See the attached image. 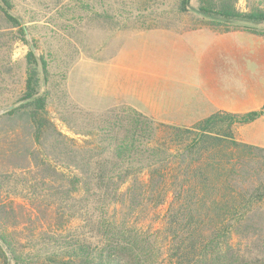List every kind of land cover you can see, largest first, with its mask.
<instances>
[{
    "label": "trees",
    "instance_id": "16d2710c",
    "mask_svg": "<svg viewBox=\"0 0 264 264\" xmlns=\"http://www.w3.org/2000/svg\"><path fill=\"white\" fill-rule=\"evenodd\" d=\"M177 1L178 12L190 9V0ZM239 1L197 0L193 11L216 33L264 24V0H244L243 10ZM13 10L0 0L1 23L14 35L8 49L27 47L22 65L0 68V83L9 78V109L0 115V264H264V149L236 135L264 116V105L218 111L189 127L129 110L130 118L98 128L96 145H78L48 116V64ZM156 28L170 29L144 30ZM6 190L11 197H2Z\"/></svg>",
    "mask_w": 264,
    "mask_h": 264
},
{
    "label": "rangeland",
    "instance_id": "374dc122",
    "mask_svg": "<svg viewBox=\"0 0 264 264\" xmlns=\"http://www.w3.org/2000/svg\"><path fill=\"white\" fill-rule=\"evenodd\" d=\"M13 14L27 30L26 39L35 38L37 56L43 55L48 64L47 82L42 89L47 98L48 116L64 136L77 141L97 144L98 128L106 120L131 117L127 104L135 100V92L146 93L155 99L175 102L179 93L193 82L198 51L212 48L211 39L196 37L193 56L173 45L176 37H169V51L163 57L159 38L147 37L122 39L129 31L147 27L172 29L194 28L204 23L193 9L197 0H190L186 13L177 11V0H11ZM244 9V0L238 3ZM246 27L264 30V24L239 23L237 30ZM0 20V68L8 70L11 64L22 65L27 47L14 44L13 38ZM146 38V40H145ZM124 40V41H123ZM148 40L154 51L147 55L138 51ZM187 40V39H185ZM11 52V53H10ZM9 55L11 58L9 59ZM165 64L162 66L161 58ZM152 61V78L148 74L136 75V64L145 68V61ZM133 66H132V64ZM164 67V69L162 67ZM163 69V76L158 71ZM140 71V70H137ZM144 72V71H143ZM186 73H190L184 76ZM159 75V76H158ZM139 77V78H137ZM0 83V112L6 110L4 102L8 93V75ZM151 86L152 88H148ZM183 127L188 122L170 120L162 122ZM197 123V122H195ZM194 123V124H195ZM3 198L11 193L2 191ZM41 194H44L41 192ZM49 196V192L46 193Z\"/></svg>",
    "mask_w": 264,
    "mask_h": 264
},
{
    "label": "crops",
    "instance_id": "0c3cea01",
    "mask_svg": "<svg viewBox=\"0 0 264 264\" xmlns=\"http://www.w3.org/2000/svg\"><path fill=\"white\" fill-rule=\"evenodd\" d=\"M197 18L204 21L200 16ZM130 37H147L148 40L158 37L163 57L169 51V37H176L173 45L190 53V56L194 54L192 48L200 43L195 41L196 37L211 39L209 44L213 46L198 51L196 62L199 70L194 71L193 82L187 84L175 102L155 99L146 93V89L143 93L141 89L139 94L135 92V100L126 107L146 118L161 123L184 121L188 123L183 127H189L218 111L243 114L257 111L264 105V37L242 30L216 33L202 24L196 28L129 31L123 34L122 39ZM148 40L143 48L142 42L138 49L143 56L145 51L146 55L148 50L154 51L153 43ZM163 57L162 66L165 64ZM135 67L140 70H136L138 76L144 73L151 77L154 74L151 60L145 61V68L139 63ZM163 69L158 71L160 76L164 74ZM236 135L240 142L264 149V116L237 128Z\"/></svg>",
    "mask_w": 264,
    "mask_h": 264
},
{
    "label": "water",
    "instance_id": "95a60500",
    "mask_svg": "<svg viewBox=\"0 0 264 264\" xmlns=\"http://www.w3.org/2000/svg\"><path fill=\"white\" fill-rule=\"evenodd\" d=\"M8 109H9V108H7V109L4 110V111H1V112H0V115L3 114L4 112H6Z\"/></svg>",
    "mask_w": 264,
    "mask_h": 264
}]
</instances>
